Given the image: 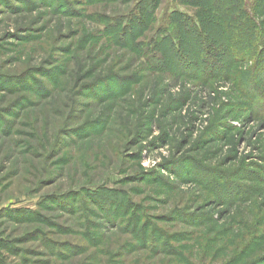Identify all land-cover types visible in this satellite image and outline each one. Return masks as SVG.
Listing matches in <instances>:
<instances>
[{"label":"rangeland","instance_id":"374dc122","mask_svg":"<svg viewBox=\"0 0 264 264\" xmlns=\"http://www.w3.org/2000/svg\"><path fill=\"white\" fill-rule=\"evenodd\" d=\"M242 2L0 0V264H264Z\"/></svg>","mask_w":264,"mask_h":264},{"label":"trees","instance_id":"16d2710c","mask_svg":"<svg viewBox=\"0 0 264 264\" xmlns=\"http://www.w3.org/2000/svg\"><path fill=\"white\" fill-rule=\"evenodd\" d=\"M236 2L238 3V5H239V3H240V5L242 6L241 7V9H243L244 10V8H243V5H244V2H242V0H236ZM239 5V6H240ZM240 8V7H239ZM224 12V11H223ZM228 12V11H227ZM226 11H225V13H227ZM175 13V12H174ZM173 13V14H174ZM224 13V14H225ZM243 15H245V19L247 20V21H250V17L247 15V14H245V13H243ZM181 17V18H179V19H185L186 21H187V27H185V29L187 30V32L188 31H192V33H194L195 35H201V34H203V27H202V23L198 20V19H196V18H192V17H189V16H186V15H183V14H176L175 13V15H174V17ZM227 16V15H226ZM227 18H228V16H227ZM176 22H179V20H176V21H174L173 23H176ZM172 37V33H166L165 34V39L166 38H168V37H170V36ZM175 40H176V37H175ZM172 45L173 46H176V42L174 41V39H173V42H172ZM177 48H179V47H177ZM257 50L259 51V52H261V51H263L264 50V48H263V46H258V48H257Z\"/></svg>","mask_w":264,"mask_h":264}]
</instances>
